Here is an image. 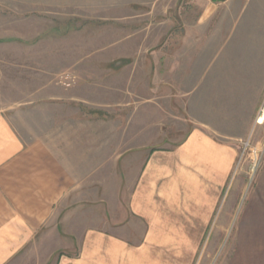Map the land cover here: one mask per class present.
<instances>
[{
  "label": "crops",
  "instance_id": "obj_1",
  "mask_svg": "<svg viewBox=\"0 0 264 264\" xmlns=\"http://www.w3.org/2000/svg\"><path fill=\"white\" fill-rule=\"evenodd\" d=\"M170 2L104 1L102 20L140 38L124 51L131 66L102 62L98 75L92 64L85 88L39 77L22 98L0 99V264L50 235L64 253L56 264H189L201 191L222 189L245 136L207 122L205 94H219L222 70L246 86L260 69L262 86L264 63H223L232 46L218 58L201 12Z\"/></svg>",
  "mask_w": 264,
  "mask_h": 264
},
{
  "label": "rangeland",
  "instance_id": "obj_2",
  "mask_svg": "<svg viewBox=\"0 0 264 264\" xmlns=\"http://www.w3.org/2000/svg\"><path fill=\"white\" fill-rule=\"evenodd\" d=\"M104 1L0 0V99L6 94L22 98L39 77L85 88L92 64L98 75L102 62H110L115 73L117 66H131L136 55L124 51L140 44V38H127V30L119 35L118 21L102 20ZM169 2L180 13L201 12L204 41L216 45L218 58L232 46L228 50L232 55L223 63H264V0ZM215 32L225 34L216 44ZM229 72L222 70L218 95L206 92L204 113L207 122L214 121L222 132L235 128L245 136L238 141L237 157L222 189L201 191V245L184 247L190 251L189 264H264V121L257 123L264 119V84H255L262 71L251 69L248 80H242L246 86L227 84ZM13 122L21 128L19 118ZM48 237L40 245L36 238V245L25 247L10 264H56L64 253L46 244L53 242V236Z\"/></svg>",
  "mask_w": 264,
  "mask_h": 264
},
{
  "label": "bare ground",
  "instance_id": "obj_3",
  "mask_svg": "<svg viewBox=\"0 0 264 264\" xmlns=\"http://www.w3.org/2000/svg\"><path fill=\"white\" fill-rule=\"evenodd\" d=\"M263 121H264V119L263 118H261L259 121H257V123H263Z\"/></svg>",
  "mask_w": 264,
  "mask_h": 264
}]
</instances>
